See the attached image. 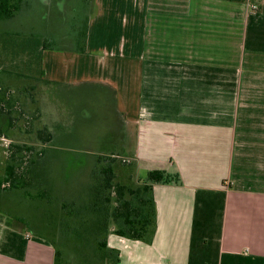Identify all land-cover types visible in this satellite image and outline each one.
<instances>
[{
  "label": "crops",
  "instance_id": "1",
  "mask_svg": "<svg viewBox=\"0 0 264 264\" xmlns=\"http://www.w3.org/2000/svg\"><path fill=\"white\" fill-rule=\"evenodd\" d=\"M88 1L36 0L42 12L86 13L75 33L44 37V77L58 79L52 66L61 60L47 52L75 51L77 77L106 83L122 124L138 127L136 177L152 169L179 177L152 185L150 242L109 232L115 264H264V0ZM32 2L21 0L10 19ZM120 125L111 137L124 136ZM8 199L0 195V264H53L52 243L4 209Z\"/></svg>",
  "mask_w": 264,
  "mask_h": 264
},
{
  "label": "rangeland",
  "instance_id": "2",
  "mask_svg": "<svg viewBox=\"0 0 264 264\" xmlns=\"http://www.w3.org/2000/svg\"><path fill=\"white\" fill-rule=\"evenodd\" d=\"M63 2L64 0H61V3ZM32 4L34 7L27 15H21L15 20L2 21L0 37H9L11 33L7 32L24 34L35 32L42 38L45 36L55 38L66 33L71 35L73 32L71 28L79 25V21L76 23L75 20L79 14L78 9L74 13L66 6L68 8L60 7L56 11L47 9L42 12L36 0H33ZM90 7L89 5L88 10H91ZM43 14L47 16L41 18ZM81 15L77 18H81L82 21L86 13ZM60 21L63 22L61 27ZM56 41L61 43L58 39ZM9 46L10 40L8 42L5 39L0 40V90L7 83L9 85L5 91L7 97L11 94L17 95L18 102L15 103V107L22 113L18 124L23 129L31 131L29 134L18 132L16 138H20L18 140L22 142L35 139L33 132L38 120L52 133L53 138L44 145L45 154L41 158L35 151L15 154L18 179L15 187L11 188L3 183L10 140L0 137V184L6 188L0 190V195L9 198L4 201L2 207L22 221L27 219L26 223L33 219L31 226L27 223L29 228H34L44 235L43 238L59 248L65 259L70 260L72 264H115V253L110 256V248L108 247L106 251L99 247L98 242L104 238L107 241L109 232L113 233L116 230V224L112 219L102 221L106 223L104 232L101 222H95L90 213L85 214L87 209L81 206L85 200L69 203L72 200L66 196L78 194L87 196L86 190L93 183L91 177L95 158L107 155L109 151L121 152L122 155L117 158L118 180L123 183L133 182L139 186L138 181L142 179L136 177L139 172L133 169L134 162L130 160L140 145L137 137L138 127L128 122L122 124L123 115L115 111L114 94L106 83L83 81L77 77V64L74 59L69 58L71 49L67 48L68 52L65 54L63 52L65 48L62 46L53 48L50 53L47 52L46 58L53 55L61 60L52 66V71L58 79L49 80L50 84H44L34 79L25 80L17 77V73L38 76L36 56H28L29 54L25 52L12 55ZM13 46L18 49L20 42H14ZM74 53L75 51L72 52ZM43 78L47 77L43 75ZM30 85L33 88L29 89ZM120 118L123 120L118 123ZM112 123L121 124L124 136L117 139L111 137ZM106 133L107 139L113 138L112 141L98 142L104 139ZM11 142L19 144L16 140ZM35 146L39 148L41 145ZM73 189L75 190L72 194ZM103 198L100 193L98 204H105ZM60 204H65V211L74 213L72 218L63 216L64 211L62 209V212L60 211ZM108 204H111L109 209L113 207L114 197L111 196ZM92 210L91 208L89 211Z\"/></svg>",
  "mask_w": 264,
  "mask_h": 264
},
{
  "label": "trees",
  "instance_id": "3",
  "mask_svg": "<svg viewBox=\"0 0 264 264\" xmlns=\"http://www.w3.org/2000/svg\"><path fill=\"white\" fill-rule=\"evenodd\" d=\"M232 1L245 2L247 0ZM249 1L258 2L263 0ZM20 6L21 0H0V21L14 17L15 13L20 9ZM7 33H11L7 38H9L8 40H10L9 49L12 55H18L19 52H25L29 54L28 56H36L38 76L17 73V77L19 79L25 80L34 79L38 82H43L44 84H50L51 81L43 78L44 72L41 66L40 57L42 50L51 48L49 41L45 38H42L36 33ZM86 34L87 25L86 23H84L77 34L78 51L85 50L84 43ZM7 38L1 36L0 40L4 41L5 39V41L8 42ZM14 42H20V46H16L18 49L13 46ZM4 86L5 87L0 90V137L9 139L10 143L7 147L8 156L6 158L4 166L3 183L4 185H8V187L13 188L15 187L17 183L16 180L18 179L17 166L15 164V154L31 153L35 151L36 154L41 158L45 154L44 145L51 142L53 136L52 133L47 128H45V126L38 120L33 132L36 140L31 138L28 141L22 142L19 141L20 138H16L18 132L29 134L31 133V131L27 130L26 128L23 129L18 124V121L22 116V113L16 110L15 107V103L18 102V97L16 94H11L9 97H7L5 91L7 88H9V85L5 83ZM30 88H33V86L30 85L29 89ZM14 140L18 141L19 144L11 142ZM35 144H40L41 148H36ZM119 156H122L121 152L114 151H109L107 155L97 156L93 164L94 169L91 177L93 183L86 190L88 193L87 196L85 197L81 194H78L68 195L66 197H68V199L71 198L70 200L72 201H70L69 203L81 202L82 200H85L84 204L81 205L85 208V210L87 209V213L85 214L89 215L90 213L93 216L95 222H101L100 225L101 227H103L104 232L106 223H102V221H105L106 219H112L113 223L116 224L117 227L113 232L114 234L131 240L150 242L156 227L152 185L154 183H169L172 181L178 182L179 177L177 174H169L162 169H152L146 172L145 177L142 180H137L139 186H136L133 182L123 183L119 181L117 177V158ZM20 160H22L21 157ZM122 162L125 163L124 160ZM4 185L0 184L1 191L6 189H4ZM74 190L75 189L72 190V194ZM100 193H102L104 197L103 201L105 202V204L100 205L97 202L100 199ZM111 196L114 197V205L109 209V205L111 204L108 203H110L111 201ZM64 205L65 204H60L59 206L60 211L61 209L64 211H61L63 213V216L72 218V215L74 213L72 211H65L66 206L64 207ZM89 208H92L93 210L90 212ZM93 219H91L92 222ZM52 245L54 246L53 264H72L70 260L65 259V256H63V253L59 248H57L53 243ZM98 245L100 248L106 251L109 249L105 238L99 241ZM109 250L110 256L115 253V263H117L118 260L116 250Z\"/></svg>",
  "mask_w": 264,
  "mask_h": 264
},
{
  "label": "built area",
  "instance_id": "4",
  "mask_svg": "<svg viewBox=\"0 0 264 264\" xmlns=\"http://www.w3.org/2000/svg\"><path fill=\"white\" fill-rule=\"evenodd\" d=\"M250 6H251L252 9H256L258 7L257 4H251Z\"/></svg>",
  "mask_w": 264,
  "mask_h": 264
}]
</instances>
